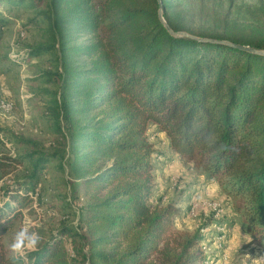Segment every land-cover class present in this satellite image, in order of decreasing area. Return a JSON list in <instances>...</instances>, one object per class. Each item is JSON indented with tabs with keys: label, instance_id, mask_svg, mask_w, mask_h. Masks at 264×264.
Instances as JSON below:
<instances>
[{
	"label": "trees",
	"instance_id": "obj_1",
	"mask_svg": "<svg viewBox=\"0 0 264 264\" xmlns=\"http://www.w3.org/2000/svg\"><path fill=\"white\" fill-rule=\"evenodd\" d=\"M160 1L175 32L264 50V21L197 27L186 24L177 0H0L42 8L49 19L55 45L46 50L56 48L60 62L51 111L63 139L61 150L36 160L33 150L0 154V236L25 210L37 213L40 173L52 157L68 166L72 196L82 189L86 202L83 231L32 227L35 248L1 245L0 264H204L202 236L175 229L177 205L150 203L151 123L235 199L264 248V56L173 35L159 18ZM75 33L90 42L69 46ZM79 57L90 63L76 64ZM27 163L31 172L18 176Z\"/></svg>",
	"mask_w": 264,
	"mask_h": 264
},
{
	"label": "rangeland",
	"instance_id": "obj_2",
	"mask_svg": "<svg viewBox=\"0 0 264 264\" xmlns=\"http://www.w3.org/2000/svg\"><path fill=\"white\" fill-rule=\"evenodd\" d=\"M177 1L184 4L181 16L186 24L197 27H220L226 19L231 28L234 24L251 26L264 21V0ZM41 10L10 2L0 5V137L6 141L0 142V154L22 156L33 150L40 153L35 160L63 148L59 123L51 111L59 52L56 48L46 50L55 45V38ZM69 39V46L90 42V36L76 33ZM29 50L38 54L27 58ZM78 63L90 62L79 57ZM147 135L153 145L151 161L155 167V192L150 203L177 205L180 212L174 217L175 229L202 236L207 257L204 264H264V248L249 233L235 199L201 167L176 153L158 126L151 123ZM63 163L59 156L45 162L37 188L40 205L34 203L37 213L30 215L25 210L24 215L1 229L0 247L5 245L15 252L34 249L27 234L37 226L48 232L62 226L83 231L79 212L85 210L84 192L81 189L79 197L72 196L68 166L63 168ZM26 167L17 175L29 174L32 166L27 163ZM77 241L76 246L83 244L81 238ZM66 245L71 251L68 241ZM75 264L82 263L79 260Z\"/></svg>",
	"mask_w": 264,
	"mask_h": 264
},
{
	"label": "water",
	"instance_id": "obj_3",
	"mask_svg": "<svg viewBox=\"0 0 264 264\" xmlns=\"http://www.w3.org/2000/svg\"><path fill=\"white\" fill-rule=\"evenodd\" d=\"M159 18L162 21V23L166 26V28L169 30L170 33H172L173 35H177V36H187V37H192L201 41H211V42H220V43H224V44H228L255 54H259V55H263L264 56V50L262 49H257L255 47H251L249 45H242V44H236V43H232L228 40H216V39H210V38H200V37H196V36H192L187 32L184 31H180V32H175L171 26L168 24V22L166 21L165 17H164V9L162 6V3L160 1V7H159Z\"/></svg>",
	"mask_w": 264,
	"mask_h": 264
}]
</instances>
